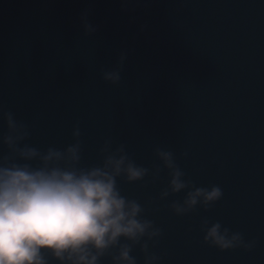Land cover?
Listing matches in <instances>:
<instances>
[{
	"label": "clouds",
	"instance_id": "1",
	"mask_svg": "<svg viewBox=\"0 0 264 264\" xmlns=\"http://www.w3.org/2000/svg\"><path fill=\"white\" fill-rule=\"evenodd\" d=\"M138 0H121V11L135 12ZM86 7L79 16L84 35L97 32ZM146 25H141L144 32ZM129 51L119 52L101 79L118 85ZM0 264H164L158 251L163 229L151 216L166 207L185 217L197 208L209 211L223 198L218 185L198 187L170 150L157 147L158 163L145 167L125 143L104 140L95 162H85L79 121L71 142L58 147L32 143V126L14 112L0 109ZM187 152L181 153L186 157ZM166 173L167 184L143 204L124 194L121 182L146 187ZM183 192L182 200L169 197ZM204 244L221 252L255 247V240L219 221L202 217ZM138 250L140 257L134 253Z\"/></svg>",
	"mask_w": 264,
	"mask_h": 264
},
{
	"label": "water",
	"instance_id": "2",
	"mask_svg": "<svg viewBox=\"0 0 264 264\" xmlns=\"http://www.w3.org/2000/svg\"><path fill=\"white\" fill-rule=\"evenodd\" d=\"M255 241V247L251 249L246 264H264V218Z\"/></svg>",
	"mask_w": 264,
	"mask_h": 264
}]
</instances>
